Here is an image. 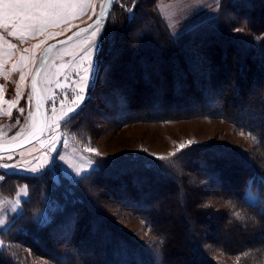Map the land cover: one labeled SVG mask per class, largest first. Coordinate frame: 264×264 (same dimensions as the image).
Here are the masks:
<instances>
[{"label":"trees","instance_id":"1","mask_svg":"<svg viewBox=\"0 0 264 264\" xmlns=\"http://www.w3.org/2000/svg\"><path fill=\"white\" fill-rule=\"evenodd\" d=\"M192 26L171 31L159 13L158 0H117L102 33L99 70L90 97L76 112L79 115L75 113L76 118L65 123L72 127L76 123L80 134H92L87 115L93 108L89 104L102 81L106 93L100 91L97 99L121 116L120 124L154 120L150 113L156 110L162 120L174 118L186 102L184 93L193 101L184 108L189 116L230 118L264 145V82L253 73H264V0H220L216 15ZM240 27L241 31H235ZM250 78L255 85L249 83ZM253 85L260 91L249 96ZM188 89L200 90L198 95H190ZM219 91H226L222 101L214 94ZM168 108L175 113H169ZM261 153L264 157V150L258 156ZM249 154L205 144L165 161L137 156L102 160L88 178L67 185L53 183L48 173H9L0 183V193L7 195L6 180L17 178L29 187L30 196L23 213L2 231L7 243L0 247V264H24L14 253V245L39 249L42 254H38L62 263H67L66 256L75 254L78 264H173L174 254L169 252L173 245L183 250L186 264H220L205 248L217 231L225 237L217 244L223 252L252 254L258 249V257L264 256V239L259 237L264 234V207L245 197L249 184L257 180L264 195V163L257 168ZM203 183L212 187V196L227 198L239 207V214L234 209L235 221L226 220L231 226L225 228L223 222L215 226L207 220L206 203L198 197L205 192ZM105 192L116 205L131 204L136 216L156 232L161 246L158 254L144 253L139 243L119 232L105 206H111L103 200ZM46 196L54 204L49 219L41 223L35 214L45 205ZM168 214L181 216L176 218L178 226L166 231L157 219ZM222 217L219 219L224 221ZM254 238L260 239L254 242ZM48 241L69 247L70 252L54 251L47 246ZM231 241L242 244L231 248Z\"/></svg>","mask_w":264,"mask_h":264},{"label":"rangeland","instance_id":"2","mask_svg":"<svg viewBox=\"0 0 264 264\" xmlns=\"http://www.w3.org/2000/svg\"><path fill=\"white\" fill-rule=\"evenodd\" d=\"M102 1L103 0H83L84 3L90 4L92 7L87 8L84 12L77 10L76 18H73L70 21L71 30L65 31L63 35L56 36L55 39L47 40L46 43L42 44L41 48L35 50L36 58L39 51L46 44L58 38L64 37L74 29L91 22L97 15ZM217 7L218 4L215 5V8ZM165 9L167 8L165 7ZM214 9L209 8L205 11H186L184 10V7H182L179 12H173L170 14L171 19H169V17L166 19L168 22H174L173 25L177 28V31L174 32H178L182 29L187 30L193 27V24L214 16ZM61 27L68 26L61 25ZM238 29L243 28L240 27ZM59 30L60 29L58 28L48 29L51 33L59 32ZM245 31H248L247 28ZM3 34L8 42L17 46L15 50H12L11 59H8L7 63L4 64V68L7 69L9 73L8 78L5 79L4 74L0 73V85L4 86V99L11 100L15 98L16 85L19 83L20 75L19 70L15 73L11 72L12 64L19 61L24 48L31 49L32 45L43 41L45 37L40 36L35 40L30 39L22 44L19 40L13 37H8L6 33ZM247 34L249 33L247 32ZM86 39L87 38L78 39L65 45L66 50L63 49L64 52H62V54L58 57L50 58L49 62L45 66L42 74L49 73L51 76L49 78L53 81L51 84L48 83L47 87L51 91L50 96H52L55 100V113L51 110L52 101L48 99L47 106L49 111V127L46 136L25 149L0 155V157H3L0 159V164L18 166L9 168L0 167V173H2L4 177H6L9 173H19L32 176L48 173L50 180H52L53 183H59L62 181V184L67 185L81 182L83 178H88L91 173L93 174L94 171H96L99 162L102 160L113 161L122 158L127 159L128 157L135 158L137 156L144 160L154 158L159 161H165L173 158L175 155L180 153V151L188 149L194 145L205 144H213L220 147H229L233 150L241 149L246 151L248 154L250 153L249 158L252 159V162L257 168L261 166L260 162L264 163L262 153L261 156H258L259 152L264 150V145L259 143L256 136L252 134L253 132L240 128L232 122V119L231 121L230 118H224L217 114H213L211 116H189V112L184 108L193 104V101H191L192 98L190 99L189 97L190 101H188L186 98L187 95H184V93L182 94L183 97L186 96V102L178 108V111L176 110L178 116L174 118L166 116V119L162 120L163 117L156 116L160 114V111L151 110L152 112L150 115L154 117V120L120 124L118 119L121 120V116H118L116 112L109 110L105 103L97 99L100 91L101 93H106V90H104L101 86L102 81H100V83L96 85L97 87L89 104V106L93 108L92 114L87 115L89 128L93 131L92 134H80L77 130L78 127L76 126V123L73 124V127L72 124L68 125V123L65 122L60 123L62 121L63 111H67L69 107H75L71 102L76 98L78 93V89L74 86V81L78 79V77L75 76V72L78 70L79 61H72L73 55L79 52L78 45H81V42ZM5 49L6 45L0 44V53H2ZM28 55H31V51ZM4 59L7 58L0 55V62ZM61 64L64 65L63 71L68 75L67 80H64L63 76L58 77L56 75L57 69ZM30 67L33 69V66ZM46 70L48 72H46ZM253 73H256L255 78H262L264 82V73L262 70L254 71ZM30 75L31 73L29 74V77ZM57 79L64 82L65 87L63 89L57 87L55 83ZM28 81L29 78L23 82V86L21 87L23 98L20 100V106H23L26 111L28 109ZM248 81L251 85H255L252 78L248 79ZM254 85L251 89H249V96H255V94L260 91ZM216 89H218V86H216ZM197 90L200 89H188V92L186 93H189L190 95L191 93L198 95ZM232 93L235 96L237 95V93L235 94L233 91ZM89 94L90 90L82 103L89 99ZM214 94L215 96L218 95L217 97L219 101H222L226 95V91H219ZM7 110L6 103L0 104V143L14 141L12 137H18L17 139L21 138L28 131L30 124L26 115L25 117L20 116L19 106L12 109L13 117L21 120L19 125L16 124L15 119L6 115ZM167 110L169 113H175L174 109L168 108ZM216 111L218 112V110ZM53 121L59 125V127L55 128V130L52 128ZM52 135H55L58 138L55 148L58 150L59 155L56 156L55 160L51 161L46 166V171H38L36 173L31 172L29 170V163L31 162L32 164H35L37 160L42 158L44 153L49 152ZM45 141L49 142V147H45ZM89 147L95 149V152L85 151V149ZM9 154L13 156L12 160L7 159ZM50 155H55V152L50 153ZM35 166L39 168V164H35ZM77 170L80 171L79 176H77ZM239 178L237 179L238 181ZM2 181H0V183ZM6 184H8V186H4V190L8 194L6 195L0 193V247L5 246L7 243V241L2 238V231L9 228L12 221L16 220L23 213V208L30 196L29 187L22 183L20 179L16 178L13 180L9 178L6 180ZM202 185H204V187L201 189H204L205 192L202 194L199 193L198 197L204 199L206 203L205 214H207V220L211 221L215 226L216 224L222 225V222L225 228L229 225L231 226V224H227L228 221L226 220L231 219L235 221L233 218L234 209L236 210V214L240 213L237 204L231 200L228 201L227 198H215L212 196V187H208L207 185L205 186L204 183ZM259 185L260 181L258 180L251 182L246 190L245 197L250 203L259 204L260 207H264V195L262 196L259 192ZM195 187L198 189L201 186L196 185ZM105 195L106 196L103 199L104 202H109L111 205L109 207L105 204V206L113 218V221L117 224L116 227L120 229H118L119 232L123 236L131 238L136 243H139L144 249L142 250L144 253L150 256L158 254V251H161V246L156 232L136 216L133 210H131L133 209V206L131 204H127L126 207H122L119 204L116 205L114 203L115 199H112L113 197L110 196V193L105 192ZM208 195L209 198H204ZM49 196H52V194L50 193ZM49 196H46L45 205H43V207L41 206L42 208L40 207L41 209L39 208L40 210H37V213L35 212V218L38 222H46L51 215L50 209L53 207L54 202H52V198ZM168 198L172 199L170 196ZM17 201H19V203H17ZM220 214L225 217L224 221L220 220ZM179 216L181 215L168 214V216L163 219H157V222L159 226L165 225L166 231H168L172 229L173 226H178V219L176 218ZM219 220L220 223H218ZM234 228L239 229L237 226ZM213 234L214 235H210V242L205 243V248L208 250V254L211 259L220 264H247V262H249V264H264V256L260 255V257H258V249L252 250V254L248 251L236 255L223 252L219 249V247H217V244L224 241V235L219 231ZM233 235H235V233H233ZM229 236L232 235L229 234ZM259 237L264 239V234ZM260 238H254L253 241L256 242ZM5 239L7 240V236H5ZM228 244L231 248H234L237 244H242V241H239L237 244L231 241ZM258 244H256V246H258ZM47 246L54 251H58L63 254L70 252L69 247H65L57 242L48 241ZM12 247L14 249V253L18 255L24 264H78L76 263L77 261L74 262L73 259L75 254H71L70 257L66 256L68 259L67 263H62L61 261H53V257L50 259L49 257H44L38 254H42V251L39 249H30L25 245H14ZM171 247L172 249L169 252H173L174 254V257L171 259L173 264H186L184 254L182 252L183 250H177V248L174 249L173 245ZM164 250L167 251L165 248Z\"/></svg>","mask_w":264,"mask_h":264},{"label":"snow or ice","instance_id":"3","mask_svg":"<svg viewBox=\"0 0 264 264\" xmlns=\"http://www.w3.org/2000/svg\"><path fill=\"white\" fill-rule=\"evenodd\" d=\"M92 7L90 4H86L83 0H0V44L6 45V49L0 53V55L6 57L2 62H0V73H3L5 79L8 78V70L4 68V64L7 63L8 59H11L12 50H15L17 46L13 43L8 42L5 39L3 33H6L8 37H13L19 40L22 44L29 41L30 39L35 40L40 36H44L45 39L32 45L31 49L24 48L20 55L19 61L12 64L11 72L15 73L19 70V83L16 85L15 98L11 100L4 99V86L0 85V104H7L6 115L15 119L17 125L21 123L19 118L13 117L12 109L19 106V112L21 117H25L33 122L35 131L32 132L31 136L25 139L31 142L33 137L37 140L44 135V127L37 126L35 121L40 113L43 100L45 99L44 92L47 90L40 89L38 87V77L43 68V64L46 63L42 61V65L39 68H35V75H32L30 82V92L27 96V101L29 103V108L26 109L20 106V100L23 98V93L21 87L23 82L29 78V74L32 72V67L36 63V49L41 48L42 44L46 43L49 39H55L58 35H63L65 31L71 30L70 21L77 16V10L84 12L87 8ZM131 11V9H129ZM102 13L101 15H104ZM65 25L68 27H61ZM90 27V34L85 41L78 45L79 52L73 55V61H79L78 70L75 72V76L78 77L74 81V86L78 89L77 96L72 100V105L75 107H69L67 111H63V117L69 119H75V116H69L70 113H76V109L79 108L80 103L83 102L88 91L93 87L96 75L99 70V56L102 52L104 36L101 35L102 28L100 19L98 18L95 22V26ZM50 28H58L59 32L51 33L48 31ZM235 31H240V29H235ZM81 32H76L75 36H81ZM73 37L69 36L67 40L60 41L61 44H67L68 41L72 40ZM31 51V55L28 53ZM51 51V47L48 49ZM64 65L61 64L57 69L56 75L63 76L64 80L68 79V75L63 71ZM48 83H53L52 80H48ZM58 88L63 89L65 84L63 81L57 79L55 81ZM47 99L52 101V112L55 113V100L52 96H47ZM35 101V112L31 110V103ZM79 115V113H76ZM59 127V125L53 121L52 128ZM39 133V135H37ZM18 137H12L16 140ZM58 138L52 135L49 142L45 141V147H49V152L44 153L40 160H37L35 164H39V168L35 164L29 163V170L33 173L38 171H46V166L59 155L58 150L55 148ZM85 151L95 152V149L87 148ZM55 152V155H50V153ZM3 157H0L2 159ZM8 160H12L13 156L9 154L7 156ZM2 168L18 167L9 164H0ZM80 175V171L77 170V176ZM4 175L0 173V181L4 180ZM19 203V201H17ZM15 210V209H13Z\"/></svg>","mask_w":264,"mask_h":264},{"label":"water","instance_id":"4","mask_svg":"<svg viewBox=\"0 0 264 264\" xmlns=\"http://www.w3.org/2000/svg\"><path fill=\"white\" fill-rule=\"evenodd\" d=\"M116 1L117 0H103L102 4L98 10L97 15L95 16V18L91 22L74 29L73 31H71L70 33L65 35L64 37L58 38V39L46 44L44 47H42V49L39 51V53L37 55L36 63L33 66V70L31 72V75H30V78L28 81L29 92H30L31 77H32V75H35V68L41 67L42 61L46 60V63L43 64V68L40 72L39 77L37 78L38 79V87L41 89L40 77L42 75V72H43L46 64L48 63L49 59L51 58L54 51L58 47L66 45V44H61L60 41H65V40H67V38L69 36H72L73 39L68 41V43H67V44H69V43L87 35L88 33H90V27L89 26H95V22L98 18L100 19V23H101V28H102L101 34H102L107 23H108V21H109L110 15L113 11V8L115 6ZM102 13H105V14L101 15ZM76 32H81L82 35L77 37V36H75ZM50 47H51V51H48V49ZM32 103L34 105V110H35V101L33 100ZM80 107L81 106H79V108L76 109V112L80 109ZM74 114L75 113H73L71 116H73ZM48 119H49V111H48V106H47V100L44 99L40 113H39V115L35 121V124L37 126H43L44 127V135L41 136L39 140L44 138L47 134ZM67 119H69V118H66L63 122H65ZM33 131H35V127H34V124L32 123L29 126L28 131L21 138L14 140V141L6 142V143H0V155L20 151V150L25 149V148L33 145L34 143L38 142L39 140H37L36 137H33L31 142H28V140L25 139L26 137L31 136ZM37 135H39V133H37Z\"/></svg>","mask_w":264,"mask_h":264},{"label":"crops","instance_id":"5","mask_svg":"<svg viewBox=\"0 0 264 264\" xmlns=\"http://www.w3.org/2000/svg\"><path fill=\"white\" fill-rule=\"evenodd\" d=\"M220 0H159L158 4V10L161 16L164 18L166 24L171 29V31H177L175 28V25H173L174 22H168L167 19H171V13L173 12H179L182 7H184V10L186 11H205L210 9H214L215 5L218 4ZM165 7L167 9H165ZM216 10V11H215ZM218 12V7L214 9V14ZM167 18V19H166ZM172 25V26H171ZM30 78V77H29ZM28 94H29V86H28ZM33 103H31L32 105ZM83 103L80 104V106ZM27 106L29 108V103L27 101ZM31 109L34 111V105L31 106ZM73 113H70L69 116L71 117ZM66 118L62 119L60 123H62ZM31 124H29L30 126Z\"/></svg>","mask_w":264,"mask_h":264},{"label":"bare ground","instance_id":"6","mask_svg":"<svg viewBox=\"0 0 264 264\" xmlns=\"http://www.w3.org/2000/svg\"><path fill=\"white\" fill-rule=\"evenodd\" d=\"M88 35H89V33L87 34V35H85V36H83V37H81V38H79V39H84V38H87L88 37ZM78 40V39H77ZM67 45V44H66ZM62 48V49H61ZM66 48V46L64 45V46H60V47H58L55 51H54V53H53V55L51 56V58L53 57V58H55V57H58L59 55H61L62 54V52H64L63 51V49H65ZM68 49V48H67ZM66 50V49H65ZM50 60V59H49ZM49 62V61H48ZM47 65V64H46ZM46 72H48L47 70H46ZM49 77H51L50 75H49V73L48 74H42L41 75V77H40V84H41V89L42 90H44V89H46L47 91L46 92H44L43 94H44V96H45V99L46 100H48L47 99V96H50V89L47 87V85H48V80H50V78ZM33 111V110H32ZM33 112H35V110L33 111ZM29 122H30V124H32L33 122L32 121H30L29 120ZM48 127H49V119H48Z\"/></svg>","mask_w":264,"mask_h":264}]
</instances>
